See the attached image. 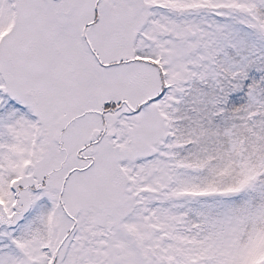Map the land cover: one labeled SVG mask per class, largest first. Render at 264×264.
Returning a JSON list of instances; mask_svg holds the SVG:
<instances>
[{"label": "snow or ice", "instance_id": "1", "mask_svg": "<svg viewBox=\"0 0 264 264\" xmlns=\"http://www.w3.org/2000/svg\"><path fill=\"white\" fill-rule=\"evenodd\" d=\"M0 264H264V0H0Z\"/></svg>", "mask_w": 264, "mask_h": 264}]
</instances>
